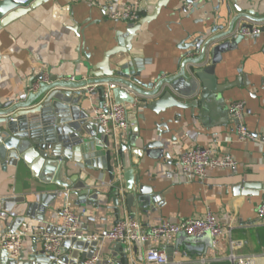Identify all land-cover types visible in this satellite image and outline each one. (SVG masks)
Wrapping results in <instances>:
<instances>
[{
  "label": "crops",
  "instance_id": "obj_1",
  "mask_svg": "<svg viewBox=\"0 0 264 264\" xmlns=\"http://www.w3.org/2000/svg\"><path fill=\"white\" fill-rule=\"evenodd\" d=\"M161 1H166V5L157 18L143 25L132 42L133 48L150 61L139 78L147 85L159 77L177 74L185 47L200 35L211 33L216 26L227 27L231 19L228 6L233 11L234 5L233 0H204L192 11H186L187 0H84L74 4L68 0H50L0 31V105L24 99L29 83L41 74L65 79L86 77L84 64L89 62V56L92 64L103 59L105 53L122 44V34L131 26L113 20L111 14L131 7L143 19L152 15ZM234 1L241 11L264 17V0ZM243 25L264 28V23L244 19L235 31ZM216 78L219 85L234 86L220 95H212L197 108H173L156 115L128 105L130 130L110 138L113 149L119 150L120 144L129 141L135 142L138 148L159 141L168 154L163 159L146 155L140 159L139 166L135 167L137 180L152 190L155 201L152 196L141 198L135 201L131 213L127 209L121 175L113 182L110 172L85 166L77 149L69 150L80 162L68 161V175L74 182H85L96 190L98 198L92 193L82 197L43 182L33 176L25 163L16 169L0 162V241L9 232L26 234L18 264H44L35 259V254L44 250L34 235L41 231L52 235L63 233L61 210L67 195L73 211L81 218V231L86 234L110 228L125 216L136 217L148 227L159 226L164 220L177 223L203 218L210 210L226 231L219 247L215 249L208 236L192 240L179 237L167 248L171 258L182 264H232L229 257L234 252L255 255L258 263L264 264V223L257 213L264 200V141L260 138L241 142L229 115L231 104L245 102L246 126L252 135H264V35L243 37L233 50L223 54ZM174 94L182 103L194 101ZM136 99L137 103L143 101ZM99 103L98 97H89L81 105L95 128L99 124L92 119L93 109ZM82 137L93 138L98 155H104L106 147L101 135L96 132L92 137L82 132ZM197 147L212 148L216 157H234L238 170L234 173L209 171L205 181L184 176L178 166L179 158ZM132 159L126 155L127 167ZM117 193L121 214L114 209ZM116 245L109 241L90 247L77 243L76 251L62 246L61 254H73L78 261L95 254L101 257L99 264H126L124 251H116ZM125 248L128 264H145V248ZM9 263L0 247V264Z\"/></svg>",
  "mask_w": 264,
  "mask_h": 264
},
{
  "label": "water",
  "instance_id": "obj_2",
  "mask_svg": "<svg viewBox=\"0 0 264 264\" xmlns=\"http://www.w3.org/2000/svg\"><path fill=\"white\" fill-rule=\"evenodd\" d=\"M49 1L1 0L0 31ZM233 3L234 13L228 6L231 15L228 26H216L211 33L202 34L194 39L185 47L186 53L181 59L180 71L169 77H159L154 83L147 85L139 81L144 66L150 61L144 59L143 54L133 48L132 42L143 25L157 18L166 1L158 2L152 15L141 19L136 25H131L122 34V44L105 53L103 59L92 64L89 56V62L84 64L87 69L86 77L65 79L57 75H48V80L45 81L44 74L39 75L36 80L29 83L24 99L7 101L0 105V162L16 169L25 163L33 176L43 182L53 183L63 191H72L82 197L92 193L94 198H98L96 190L91 189L85 182H74L68 175V161L80 162L69 150L77 149L80 154L82 153L85 166L110 172L113 182L118 174L121 175L125 201L130 213L135 207V201L147 196L153 198L152 190L137 180L135 167L139 166L140 159L145 155L151 159L167 157L163 143L154 141L138 148L135 142L129 141L128 144H120L119 150L115 151L113 141L105 136L100 125L95 128L90 123L89 116L82 111L81 105L89 97H98L99 107L102 108L106 86L116 85L117 88L112 92L116 104L136 105L139 109L150 110L160 115L173 108H197L212 95H220L234 86L218 84L217 66L222 62L223 54L233 50L242 39L233 37L238 23L247 19L263 24L264 17H254L249 12L241 11L234 0ZM245 27L246 25H243L241 28ZM262 29L264 31V28ZM36 83L39 85L37 90L34 89ZM90 88L93 90L89 91ZM174 92L194 101L190 104L182 103L175 97ZM136 98H142L143 101L137 103ZM82 132L90 133L92 137L96 136V132L102 136V142L106 147L104 155H98L97 148L93 147L95 140L85 139ZM158 135L162 137L163 134ZM142 141L145 142L144 139ZM127 154L133 157L132 161H129V167ZM114 199V209L121 214L122 206L118 193ZM77 243L89 247L99 244L90 243L83 238L64 240L62 246L76 251ZM73 244L75 246H72ZM125 249L121 244L116 245V251L122 253L124 251L123 258L128 264ZM5 253L10 260L9 264H18L22 259L13 260L7 252ZM94 255L83 256L81 261H78L73 254L52 256L41 251L35 254V259L44 264H84Z\"/></svg>",
  "mask_w": 264,
  "mask_h": 264
},
{
  "label": "built area",
  "instance_id": "obj_3",
  "mask_svg": "<svg viewBox=\"0 0 264 264\" xmlns=\"http://www.w3.org/2000/svg\"><path fill=\"white\" fill-rule=\"evenodd\" d=\"M71 3H79L84 0H68ZM204 0H187L184 4L186 11H192L195 6ZM113 20L124 21L131 25H136L140 20V15L131 7L124 11H117L111 14ZM264 35L262 28L257 26H246L233 34L238 37H258ZM45 81L48 75H44ZM39 88L38 83L34 89ZM116 85H107L105 93V102L100 108L94 107L93 121L99 124L103 129L105 136L109 139L117 138L118 133H126L130 130L128 119V105H119L113 101L112 92ZM90 88L89 91H92ZM245 102H235L229 106V115L236 126V134L241 142L257 141L260 138L264 141V135L257 137L252 135L245 123ZM179 169L187 177H194L200 181H205L209 171L222 170L236 172L238 162L234 157L226 155L216 157L212 148H193L180 156L178 161ZM70 192V191H68ZM72 201L69 195L65 197L64 206L61 210L63 218V233L61 235H52L41 231L34 236L39 239L46 254L59 256L64 240H74L85 238L90 243H100L109 241L114 244H121L130 248L138 246L145 248V264H182L175 261L168 253V246L174 243L179 237L187 239H197L203 236H209L212 246L217 249L222 238L225 236V229L218 221L215 215L209 210L203 218L186 219L180 222L164 220L159 226H144L136 217L125 216L103 231L93 234H86L81 231V218L72 209ZM259 220L264 223V200L257 210ZM26 234L21 232H9L3 235L0 241L2 250L8 253L11 259L19 260L23 253L24 238ZM231 248L234 243L231 241ZM156 244H160L157 247ZM229 260L232 264H259L258 257L255 255H237L231 253ZM101 257L94 255L87 259L84 264H99ZM211 264V263H204Z\"/></svg>",
  "mask_w": 264,
  "mask_h": 264
}]
</instances>
